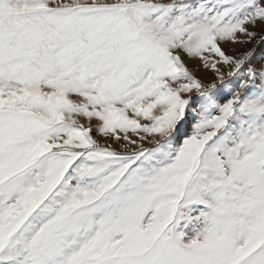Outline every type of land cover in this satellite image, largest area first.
I'll list each match as a JSON object with an SVG mask.
<instances>
[{
  "label": "snow or ice",
  "instance_id": "1",
  "mask_svg": "<svg viewBox=\"0 0 264 264\" xmlns=\"http://www.w3.org/2000/svg\"><path fill=\"white\" fill-rule=\"evenodd\" d=\"M0 264H264V0H0Z\"/></svg>",
  "mask_w": 264,
  "mask_h": 264
}]
</instances>
